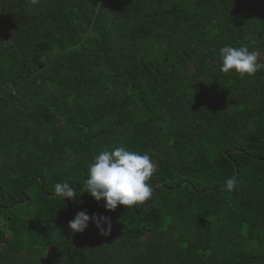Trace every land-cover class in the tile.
<instances>
[{"label": "trees", "instance_id": "trees-1", "mask_svg": "<svg viewBox=\"0 0 264 264\" xmlns=\"http://www.w3.org/2000/svg\"><path fill=\"white\" fill-rule=\"evenodd\" d=\"M241 45L264 64V0H0V264H264V70H220ZM115 147L156 165L134 211L80 194ZM82 210L111 231L73 233Z\"/></svg>", "mask_w": 264, "mask_h": 264}, {"label": "clouds", "instance_id": "clouds-1", "mask_svg": "<svg viewBox=\"0 0 264 264\" xmlns=\"http://www.w3.org/2000/svg\"><path fill=\"white\" fill-rule=\"evenodd\" d=\"M32 4L39 0H31ZM223 73L235 72L241 79L245 76H254L264 70V64L259 62V55L249 51L246 45L239 47L223 46L219 50ZM155 162L147 153H139L126 147H115L101 150L93 157L87 169L86 180L81 193H88L95 201H104L106 210L114 211L118 205L124 209L135 210L139 205L149 201L153 195L150 180L156 172ZM234 178L226 181L228 190L234 187ZM53 194L62 202L65 198L78 197L75 189L68 182L56 183ZM107 235L111 231V224L107 217L93 213L91 216L86 210L76 213L69 221L68 227L73 233L83 232L89 221ZM106 223L107 228H102Z\"/></svg>", "mask_w": 264, "mask_h": 264}]
</instances>
